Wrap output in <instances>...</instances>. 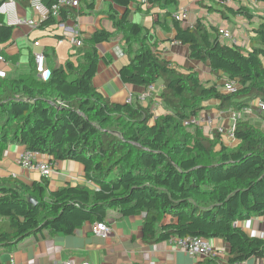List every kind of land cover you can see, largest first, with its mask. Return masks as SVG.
<instances>
[{"label": "trees", "instance_id": "1", "mask_svg": "<svg viewBox=\"0 0 264 264\" xmlns=\"http://www.w3.org/2000/svg\"><path fill=\"white\" fill-rule=\"evenodd\" d=\"M14 1L17 8H30V0ZM57 1L41 0L47 7ZM181 1L190 0H145L160 12L152 28L173 31L168 41L186 46L189 59L208 68L212 83L202 82L191 67L182 71L152 49L149 30L130 19L133 0H111L114 32L99 30L82 39L83 48L73 59L51 68L46 78L36 72L34 59L29 73L0 77V154L5 146L17 145L46 155L51 167L76 162L94 186L67 183L50 191L43 177L31 184L0 178V250L44 231L71 235L85 223H104L115 209L121 218L143 215L145 244L171 237L218 239L228 246L229 264L264 260V237L249 236L235 225L264 216V132L249 119L240 120L234 133L239 144L229 150L217 133L208 138L183 126L210 101L219 111L233 112L254 99L264 103V15L245 49L220 40L219 28L201 19L191 26L176 21L173 14ZM222 7L218 12L224 19L255 18L246 5ZM81 14L82 9L63 7L58 21L47 17L39 27ZM13 31L0 16L1 46L13 43ZM116 35L130 56L118 70L122 84L141 92L150 86L160 89L146 106L138 99L112 103L92 85L100 61L96 46ZM223 82L234 91L224 92ZM153 100L162 111L155 119ZM31 198L36 205L28 202ZM201 264L218 262L210 257Z\"/></svg>", "mask_w": 264, "mask_h": 264}, {"label": "crops", "instance_id": "2", "mask_svg": "<svg viewBox=\"0 0 264 264\" xmlns=\"http://www.w3.org/2000/svg\"><path fill=\"white\" fill-rule=\"evenodd\" d=\"M242 1H246V6L250 9L251 5H264V3L247 0H190L181 1L176 7L177 11L187 10V19L182 22L184 26H191L197 19H201L206 26L223 29L238 39L241 43L239 47L249 49L248 39L251 31L257 27L258 18L264 15V12L252 11L255 20L251 21L242 16H236L233 19L234 24H232L230 19L221 17L219 9L213 7L214 5L220 7L227 5L236 8L244 5ZM110 5H112L111 0H77V6L74 8L82 9V14L73 20L55 23L45 28L39 27L41 21H38V25L34 28L14 27L13 43L6 46L0 45V55L2 56L3 53L5 60L0 64V73L2 74L0 77L3 78L5 75L16 77L29 73L33 55L39 52L43 53L45 58V73L41 75L42 77L48 74L51 68L63 65L67 60L73 59V55L83 46L75 47L69 43L68 37L75 36L82 40L89 38L99 30L114 32L109 19ZM114 9L119 13L122 12L119 8L114 7ZM129 9L131 21L149 30L148 41L161 58L173 62L182 71L190 67L193 68L202 82L212 83L215 81L206 66L189 59L186 46L168 41L173 38V31H163L158 27L152 28L157 14L160 13L157 9H151L142 0H133ZM17 14L26 19L37 20L30 8L18 7ZM35 43L38 45L35 46ZM96 48L100 61L97 72L92 78V85L112 103L125 104L128 98L131 99V102L138 99L142 89L122 84L118 75L119 68L128 63L130 59L121 36L116 35L113 40L99 44ZM159 92L160 89L156 88L155 98ZM148 100L139 102L146 106ZM153 102L152 112L154 117H158L162 111L158 101L153 100ZM213 104V101L206 103L207 107L202 111H209V108H213ZM247 119L264 132V116L262 114L255 113L253 117ZM220 121L224 125L228 123L227 118L220 119ZM220 140L222 145L229 150L239 144L238 140ZM25 152L27 151L22 146L7 145L4 147L0 154V178L13 177L24 184L41 180L37 171L23 169L20 166V156ZM32 160L48 164L46 155L33 153ZM52 170L51 176L47 179L50 191L57 190L67 183L82 184L88 188H94L84 179L83 168L76 162H58L53 165ZM142 219V214L121 218L118 216L117 210L111 209L104 221L110 229L106 238L95 236L91 231L93 224L90 223L83 224L71 235H54L44 231L38 237L31 236L15 246L2 248L0 264H64L68 260H73L76 263L84 261L91 264H201L202 259L189 257L184 251L167 242L153 245L143 243ZM235 225L252 237L264 234V216L253 217L247 222ZM209 243L216 252L214 257L218 264H229L227 262L228 246L218 239L209 240ZM245 264H264V260L252 258Z\"/></svg>", "mask_w": 264, "mask_h": 264}, {"label": "built area", "instance_id": "3", "mask_svg": "<svg viewBox=\"0 0 264 264\" xmlns=\"http://www.w3.org/2000/svg\"><path fill=\"white\" fill-rule=\"evenodd\" d=\"M145 3V0H142ZM77 0H58L50 7L45 6L41 0H30V9L33 11L37 20L26 19L18 16L17 7L14 0H5L0 5V16L3 17L4 23L11 27L26 26L34 28L38 25V21H43L47 17H52L56 20L60 18V10L63 7H76ZM176 21L185 22L187 19V10L177 11L173 14ZM220 40L228 43L231 46H239L241 43L238 39L234 38L228 32L223 29L218 30ZM69 43L79 48L83 46L82 40L75 36L68 37ZM35 46L38 44L35 43ZM35 70L39 75L45 73V58L44 54L39 52L33 55ZM5 62L3 56L0 55V64ZM0 75H2L0 73ZM224 84V92H233L234 86L230 83ZM156 88L150 86L146 88L140 95L138 100L145 101L149 98L155 99ZM126 104L131 103V99L128 98ZM213 108H209V111H202L200 114L194 117H190L183 121V126L186 128H193L201 130L208 138H212L215 133L220 136V139L226 141H235L234 136L236 124L248 117H253L255 113H260L264 116V103L259 99H254L247 108L239 112H233L231 110L219 111L217 103L214 102ZM156 117H154L155 119ZM228 119L227 125H224L220 119ZM33 153L25 152L20 156V166L23 169H30L37 171L41 177L48 179L52 174V167L44 162H34L32 160ZM92 233L100 238H106L109 234V227L105 223H94L92 226ZM260 238L264 237V234L259 235ZM170 245H174L176 248L184 251L189 257L197 259H205L214 257L216 252L210 245L209 241L199 237H186L177 238L171 237L166 241ZM64 264H91L89 262L76 263L73 260H68ZM233 264H245V262L233 263Z\"/></svg>", "mask_w": 264, "mask_h": 264}, {"label": "rangeland", "instance_id": "4", "mask_svg": "<svg viewBox=\"0 0 264 264\" xmlns=\"http://www.w3.org/2000/svg\"><path fill=\"white\" fill-rule=\"evenodd\" d=\"M242 2H244V5H246V3H247L246 1H242ZM253 4H254V3H253ZM234 5H236V4L234 3ZM251 6H252V7H251V10L254 11V12H256V11L264 12V5H262V4H260V5H258V6H257V5H256V6L254 5L255 7H254L253 5H251ZM213 7H214V9H219V10L224 9L223 7H220V6H218V5H214ZM233 19H234V17H230V21H231L232 24H234ZM254 20H255V19H254ZM230 21H229V22H230ZM256 22H257V21H256ZM254 23H255V22H254ZM190 131H191V130H190ZM190 135H191V134H190ZM5 222H6V220H5Z\"/></svg>", "mask_w": 264, "mask_h": 264}, {"label": "water", "instance_id": "5", "mask_svg": "<svg viewBox=\"0 0 264 264\" xmlns=\"http://www.w3.org/2000/svg\"><path fill=\"white\" fill-rule=\"evenodd\" d=\"M47 75H48V74H45V76H44V77L46 78V77H47ZM28 202H29L30 204H32V205H36V201H35L34 199H32V198H31V199H29V200H28Z\"/></svg>", "mask_w": 264, "mask_h": 264}]
</instances>
